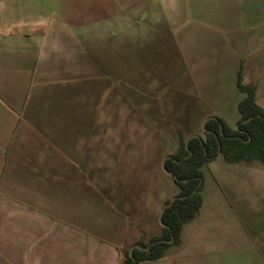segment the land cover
Instances as JSON below:
<instances>
[{"label":"crops","instance_id":"obj_1","mask_svg":"<svg viewBox=\"0 0 264 264\" xmlns=\"http://www.w3.org/2000/svg\"><path fill=\"white\" fill-rule=\"evenodd\" d=\"M254 2L0 0V193L22 192L14 179H27V193H48L63 177H79L80 164L66 163L94 161L95 150L82 146L97 145L99 131L112 144L108 131L127 129L133 113L136 129L155 136L136 140L153 148L138 154L147 164L131 172L118 206L131 247L160 235L164 204L179 192L163 165L179 131L186 140L204 136L215 116L236 128L246 96L240 73L257 86V102L264 98V55L246 65L264 42V29L250 21ZM169 40L174 63L145 65L140 50ZM202 171L203 202L180 242L141 264H264V163L219 156Z\"/></svg>","mask_w":264,"mask_h":264},{"label":"rangeland","instance_id":"obj_2","mask_svg":"<svg viewBox=\"0 0 264 264\" xmlns=\"http://www.w3.org/2000/svg\"><path fill=\"white\" fill-rule=\"evenodd\" d=\"M254 5L257 17L250 21L264 29V0H255ZM260 35L264 39V34ZM169 41L164 46L145 45L140 50L145 65L157 70L154 62L162 64L168 58L173 62L176 47ZM261 45L263 49L248 58L246 65L253 59L262 60L264 42ZM136 54L134 45L130 56ZM262 96L258 102L264 107ZM118 118L120 121L121 115H114V121ZM128 118L123 124L127 129L108 131L113 135L112 144L105 145V131H99L97 145L82 146V151L95 150L94 161L66 163L68 167L80 164L79 177H63L58 185H49L48 193H27V179H14L22 184L16 188L22 192L0 193V253L11 257L7 259L9 263L0 259V264H123L124 251L131 248V233L118 206L121 189L127 192L131 172L147 164L138 161V154L147 155L153 148L145 145L143 151L136 140H152L155 136L152 129H136V114L130 113ZM118 125L114 122V126Z\"/></svg>","mask_w":264,"mask_h":264},{"label":"trees","instance_id":"obj_3","mask_svg":"<svg viewBox=\"0 0 264 264\" xmlns=\"http://www.w3.org/2000/svg\"><path fill=\"white\" fill-rule=\"evenodd\" d=\"M238 88L246 96L238 106L241 118L236 128L229 126L222 117L215 116L206 122L204 136L192 137L188 148L179 131L180 145L165 161V168L178 185L179 192L174 200L164 204L161 234L147 242L136 243L143 248L149 247L148 250L135 248L133 256L130 250H125L123 264L159 260L169 246L180 242L183 225L196 216L203 202L202 168L215 160L220 151L222 158L229 163H264V108L257 102V86L245 83L240 73Z\"/></svg>","mask_w":264,"mask_h":264},{"label":"water","instance_id":"obj_4","mask_svg":"<svg viewBox=\"0 0 264 264\" xmlns=\"http://www.w3.org/2000/svg\"><path fill=\"white\" fill-rule=\"evenodd\" d=\"M211 118H214V117H209L208 119H206V121L204 122V129H205V125H206V122L209 120V119H211ZM192 137H199V136H192ZM192 137H189L187 140H186V146H187V148H188V146H189V141H190V139L192 138ZM221 151H220V153H219V155H218V157L219 156H221ZM168 158V157H167ZM166 158V159H167ZM166 159H165V161H166ZM165 161H164V169L166 170V168H165ZM167 171V170H166ZM168 172V171H167ZM169 173V172H168ZM174 198L175 197H173L171 200H174ZM164 208L162 209V212H161V214H160V221H161V223H162V225H164L163 224V221H162V217H163V212H164ZM135 248H139V249H144V250H148L149 249V247H147V248H143V247H141V246H139V245H137V244H134L131 248H130V255L131 256H133V251H134V249Z\"/></svg>","mask_w":264,"mask_h":264}]
</instances>
